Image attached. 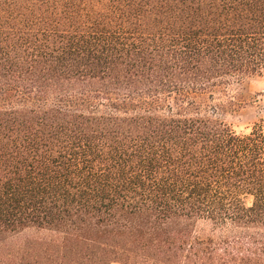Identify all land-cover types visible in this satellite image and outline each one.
Returning a JSON list of instances; mask_svg holds the SVG:
<instances>
[{"label":"trees","instance_id":"trees-1","mask_svg":"<svg viewBox=\"0 0 264 264\" xmlns=\"http://www.w3.org/2000/svg\"><path fill=\"white\" fill-rule=\"evenodd\" d=\"M264 0H0V264H264Z\"/></svg>","mask_w":264,"mask_h":264},{"label":"rangeland","instance_id":"rangeland-1","mask_svg":"<svg viewBox=\"0 0 264 264\" xmlns=\"http://www.w3.org/2000/svg\"><path fill=\"white\" fill-rule=\"evenodd\" d=\"M242 96L246 103L244 108L236 113L237 117L228 119L237 131L247 132L251 124L264 115V78L246 80L243 84Z\"/></svg>","mask_w":264,"mask_h":264}]
</instances>
